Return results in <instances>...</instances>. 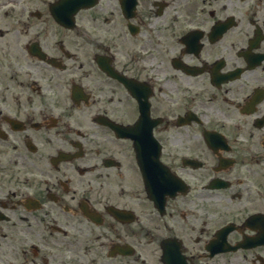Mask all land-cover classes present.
Instances as JSON below:
<instances>
[{"label":"flooded vegetation","instance_id":"obj_1","mask_svg":"<svg viewBox=\"0 0 264 264\" xmlns=\"http://www.w3.org/2000/svg\"><path fill=\"white\" fill-rule=\"evenodd\" d=\"M0 0V264H264V0Z\"/></svg>","mask_w":264,"mask_h":264}]
</instances>
